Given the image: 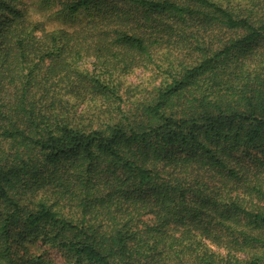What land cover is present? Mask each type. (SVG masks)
<instances>
[{"label": "trees", "instance_id": "1", "mask_svg": "<svg viewBox=\"0 0 264 264\" xmlns=\"http://www.w3.org/2000/svg\"><path fill=\"white\" fill-rule=\"evenodd\" d=\"M48 252L264 264V0H0V264Z\"/></svg>", "mask_w": 264, "mask_h": 264}, {"label": "rangeland", "instance_id": "2", "mask_svg": "<svg viewBox=\"0 0 264 264\" xmlns=\"http://www.w3.org/2000/svg\"><path fill=\"white\" fill-rule=\"evenodd\" d=\"M23 1L28 5L34 2V0H23ZM36 9L38 8L32 6L29 7V11L31 12L32 16L35 17V19L42 21L47 30H54V29L66 28V27L75 28L77 25L83 23L87 19V14L85 12H81L75 16H70V17L58 14L56 13V11H58V7L52 4L47 11L44 10L36 11ZM164 52L165 51H161L158 54L162 56ZM91 64H92L91 59H86L83 62V65L88 70H92ZM150 81L151 78L147 73H144L141 70H137L132 74L123 77L122 84L124 88H126L127 86H130L131 88L139 87V91H140V88L147 87ZM47 255L49 258H52L55 261L54 264H65L58 254L54 252H48Z\"/></svg>", "mask_w": 264, "mask_h": 264}]
</instances>
